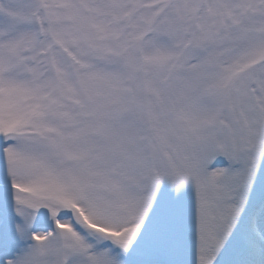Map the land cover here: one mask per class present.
I'll return each mask as SVG.
<instances>
[{
  "label": "snow or ice",
  "instance_id": "6c2138e0",
  "mask_svg": "<svg viewBox=\"0 0 264 264\" xmlns=\"http://www.w3.org/2000/svg\"><path fill=\"white\" fill-rule=\"evenodd\" d=\"M0 264H264V0H0Z\"/></svg>",
  "mask_w": 264,
  "mask_h": 264
}]
</instances>
